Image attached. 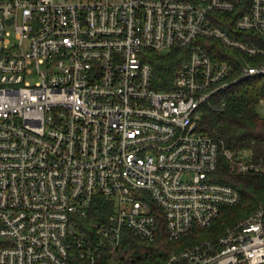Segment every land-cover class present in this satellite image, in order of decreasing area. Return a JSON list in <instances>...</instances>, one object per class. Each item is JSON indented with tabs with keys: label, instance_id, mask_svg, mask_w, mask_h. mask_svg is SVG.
I'll return each instance as SVG.
<instances>
[{
	"label": "built area",
	"instance_id": "2783aa9c",
	"mask_svg": "<svg viewBox=\"0 0 264 264\" xmlns=\"http://www.w3.org/2000/svg\"><path fill=\"white\" fill-rule=\"evenodd\" d=\"M237 9V30L264 33V0H0V264H131L125 231L177 240L238 203L209 177L219 154L239 173L264 163L197 127L217 92L264 76L244 64L230 78L203 49L261 51L214 25ZM146 50L186 52L169 89L152 86ZM162 264H264V206Z\"/></svg>",
	"mask_w": 264,
	"mask_h": 264
},
{
	"label": "trees",
	"instance_id": "16d2710c",
	"mask_svg": "<svg viewBox=\"0 0 264 264\" xmlns=\"http://www.w3.org/2000/svg\"><path fill=\"white\" fill-rule=\"evenodd\" d=\"M240 14L239 9L229 13L214 12V25L231 37L261 50L255 55L230 51L215 39H200L203 49L212 60L232 65L230 78L237 76L244 64H264V33L237 30L234 23ZM143 58L152 66V86L158 90H167L172 85L174 73L186 59V52L146 50ZM211 101L213 108H199L198 129L231 150L235 157L264 163V115L259 112L260 107L264 106V76L256 75L235 81L217 92ZM244 154L246 156L242 157ZM209 177L214 182L235 189L239 195L238 203L223 206L218 218L208 227H193L177 240H168L162 228L153 241L140 239L125 231L124 250L137 258L131 264H162L170 253L180 252L203 240H215L227 227L245 218L260 205L264 206V170L239 173L219 154L217 167ZM110 208L104 198L96 196L92 204V215L95 219H102L108 215ZM102 257L96 264H109L108 256ZM73 262L88 264L76 258Z\"/></svg>",
	"mask_w": 264,
	"mask_h": 264
},
{
	"label": "rangeland",
	"instance_id": "374dc122",
	"mask_svg": "<svg viewBox=\"0 0 264 264\" xmlns=\"http://www.w3.org/2000/svg\"><path fill=\"white\" fill-rule=\"evenodd\" d=\"M9 38L11 39L12 42H14L13 32H10ZM35 80H36V78H33V77L31 78L32 82ZM259 112L261 115H264V106L263 105L260 107ZM244 156H246V154L242 155V157H244Z\"/></svg>",
	"mask_w": 264,
	"mask_h": 264
}]
</instances>
